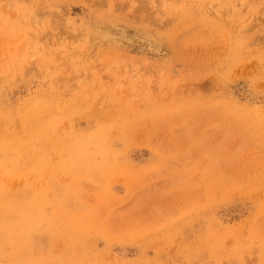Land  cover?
Segmentation results:
<instances>
[{
	"label": "rangeland",
	"instance_id": "obj_1",
	"mask_svg": "<svg viewBox=\"0 0 264 264\" xmlns=\"http://www.w3.org/2000/svg\"><path fill=\"white\" fill-rule=\"evenodd\" d=\"M0 264H264V0H0Z\"/></svg>",
	"mask_w": 264,
	"mask_h": 264
}]
</instances>
